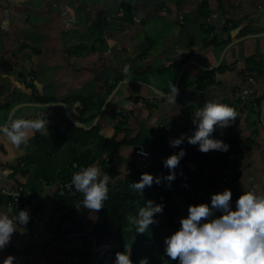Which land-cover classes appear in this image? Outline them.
<instances>
[{
	"label": "crops",
	"instance_id": "0c3cea01",
	"mask_svg": "<svg viewBox=\"0 0 264 264\" xmlns=\"http://www.w3.org/2000/svg\"><path fill=\"white\" fill-rule=\"evenodd\" d=\"M262 33L264 0H0V127L40 113L47 119V128L26 145L0 135V191L27 190L30 209L45 232L54 233L52 199L60 176L91 164L106 172L107 154H99L98 140L74 143V127H97L100 138L120 143L114 163L132 160L142 148L164 165L169 152L183 146L171 149L169 140L185 133L189 112L217 100L237 113L220 126L221 139L238 141L241 149L230 159L244 173L218 182L216 152L201 187L264 194V36L225 51L237 39ZM248 77L257 82L256 94L246 102L232 100V90L247 86ZM200 83L207 84L202 91ZM171 84L179 89L176 102L169 100ZM20 209L0 196V211L16 216ZM85 216L82 221L95 214ZM17 224L0 248V262L12 255L15 264H48L38 258L53 250L40 242L53 249L55 238L45 237L30 219ZM58 232L64 248L66 242L76 245L75 236Z\"/></svg>",
	"mask_w": 264,
	"mask_h": 264
},
{
	"label": "clouds",
	"instance_id": "9594fccd",
	"mask_svg": "<svg viewBox=\"0 0 264 264\" xmlns=\"http://www.w3.org/2000/svg\"><path fill=\"white\" fill-rule=\"evenodd\" d=\"M179 89L170 85L169 100L176 102ZM237 115L230 105L217 100H208L195 111L193 122L196 128L192 135L187 136L189 143L198 144L200 151H227L229 145L219 138L212 137L214 126H227ZM47 119L43 113L34 119L17 118L8 125L0 127V135L15 146L26 145L30 136L47 127ZM185 135L171 138L173 147L181 145ZM148 155L147 152H142ZM185 150L168 155L163 164L169 172L163 177L167 181L175 179L174 169ZM242 171V170H241ZM160 183L161 177L144 172L131 187L142 192L145 186L154 182ZM110 175L98 165L91 164L81 167L71 177V184L77 192L83 194L82 205L91 210H99L108 198ZM233 207L232 191L225 188L211 194L210 203L189 204L187 215L181 217L180 226L165 237V254L178 258V264H264V194L255 191H242L235 200ZM163 211V204L147 200L138 209L133 219L136 232L143 233L156 221L155 214ZM220 214L217 215L216 213ZM30 219L28 210L20 209L18 215L10 216L0 211V248L11 239V234L18 224H27ZM2 264H15V258L8 255ZM114 264H134L130 259V249L117 251ZM139 264H148V258H141Z\"/></svg>",
	"mask_w": 264,
	"mask_h": 264
},
{
	"label": "trees",
	"instance_id": "16d2710c",
	"mask_svg": "<svg viewBox=\"0 0 264 264\" xmlns=\"http://www.w3.org/2000/svg\"><path fill=\"white\" fill-rule=\"evenodd\" d=\"M220 68L219 66L218 69L220 70ZM206 85L200 83L198 90L202 91ZM194 111L196 109L189 112L191 120L185 126V140L182 143L183 146L180 147L185 150V155L180 159L179 167L176 166L174 169L175 179L170 182L163 179L169 169L160 164L158 157L152 158V165L145 171L140 170L139 167L137 168L136 161L133 159L121 160L120 158L117 163H114L116 152L121 148L120 143L114 141L113 138L102 139L98 134H96L98 139L93 138L92 132L97 131V127L90 131L74 127V131L79 133V136L75 135L73 137L72 141L74 143H81L85 146L91 139L98 140L97 149L99 154H107L102 163L106 167V172L110 175L109 194L104 201V206L99 210L87 209L83 205L79 207V209L85 208L87 211L94 212L93 220L82 221L84 215L79 214L77 203L79 200L82 201V193L79 192L74 197L53 195V212L57 216L54 221V233L52 234L55 235L56 231H59L58 234L62 233L64 236L71 238L75 236L76 240L73 241V244L76 245L69 246V250L66 249L68 255L77 257L74 264H94L98 253L92 251V238L98 246H110V249L101 255L97 264H106L109 259L115 258L117 251H124L127 248L130 249V259L134 264H139L140 259L144 257L148 258V264H178V258L172 259L165 254L164 240L166 236L180 226V219L187 215L189 204L208 202L205 199L207 191L201 187V181L211 158L216 152H219L221 164L218 170L220 175L218 182L226 176L229 168L234 170V175L228 176L229 178L234 177L237 180L238 175L241 173L238 171L235 160L230 159L231 155L238 153L241 149L236 139L228 138L226 143L229 148L227 151L209 150L203 152L199 150L198 144L188 142L187 136L192 135L196 128V124L195 126L191 125ZM120 125H123L122 121ZM116 130H119V128ZM222 134L220 126H214V131L211 133L212 137L221 139ZM250 142L251 140L248 138L244 141L246 145ZM180 148L169 153H175ZM87 153L89 154L90 151ZM74 172L71 170L61 175L58 181L71 180ZM144 172L151 173L154 178L160 176L161 182L156 183L154 179L151 186H145L142 192H139L131 187V183L138 181ZM147 200L162 203L163 211L155 214L157 222L151 224L145 232H136V224L130 217L135 218L138 209L144 206ZM63 224H67L68 227L63 229ZM51 227L52 225H48V228ZM62 253L65 252L62 251ZM63 262L65 263V261Z\"/></svg>",
	"mask_w": 264,
	"mask_h": 264
},
{
	"label": "built area",
	"instance_id": "2783aa9c",
	"mask_svg": "<svg viewBox=\"0 0 264 264\" xmlns=\"http://www.w3.org/2000/svg\"><path fill=\"white\" fill-rule=\"evenodd\" d=\"M212 16V15H211ZM213 17V16H212ZM181 18V17H180ZM32 79V77H31ZM256 86L257 82L254 78L248 77L247 78V86L245 87H238L234 88L231 92V99L239 102H246L247 100L251 99L256 94ZM195 118V111H194V117L192 118L191 125L195 126V123L193 122V119ZM184 134V133H182ZM185 135V134H184ZM171 149H176V147L170 146ZM142 152H147V150L138 149L136 152L135 159L140 162L139 169L140 170H148V168L152 165V156L150 152H147L148 155H143ZM241 173H244V170L241 171ZM226 175H234L233 168H229L226 172ZM226 181V178H222V183ZM55 194L58 196H77L79 192H77L74 188V186L71 184V180L69 181H58L55 184ZM0 195L8 196L12 199H14L17 203L21 204L22 209H26L29 212L30 220L38 226L40 229V232L50 239L58 238L57 235H54L52 233L48 234L45 232L44 227L40 224V218L39 215L35 212H33L30 209V197L29 192L23 188H17L13 191H0ZM79 198V197H78ZM82 206V201L79 200L77 203V208ZM81 209V208H80ZM79 209V211H80ZM110 249L109 245H102L98 246L96 245V241L92 238V251L94 253H98V257L96 258V261L94 264H97L101 255L108 251Z\"/></svg>",
	"mask_w": 264,
	"mask_h": 264
},
{
	"label": "rangeland",
	"instance_id": "374dc122",
	"mask_svg": "<svg viewBox=\"0 0 264 264\" xmlns=\"http://www.w3.org/2000/svg\"><path fill=\"white\" fill-rule=\"evenodd\" d=\"M172 25H175V24H170V26H172ZM222 68H220V70H221ZM217 71V70H216ZM160 76H162V74L161 75H159V77ZM136 81V80H135ZM165 100H167V99H165ZM177 117H178V114H176V119H177ZM97 134V131L95 130V131H93L92 132V137L93 138H96V139H98V136L96 135ZM93 140V139H92ZM95 140V139H94ZM140 149H142V148H140ZM137 150V149H136ZM143 150V149H142ZM135 152L132 154V156H134L135 157ZM132 156L130 157L131 159H133L132 158ZM215 156V158H217L218 159V155L217 154H215L214 155ZM105 158V157H104ZM213 158V157H212ZM135 160V159H134ZM162 161V160H161ZM210 162H211V160H210ZM121 164V163H120ZM219 164H220V162H219ZM161 165H162V163H161ZM163 166V165H162ZM161 166V167H162ZM238 171H240L239 169H238ZM207 172V171H206ZM214 171L212 170V173H213ZM230 186V185H229ZM225 188V187H224ZM226 188H228V189H230L231 191H232V201H233V203L235 202V200H236V198L239 196V194H241V190H238V189H236V188H234L233 190L231 189V187L229 188L228 186L226 187ZM206 191H207V193L205 194V197L207 198V199H210V197H211V194L212 193H215V192H218V191H221L220 189H218V187H215V186H213V185H210L209 187H206ZM81 215H86L85 217H89L90 216V214H92V212L91 211H87V209H82L81 211ZM93 217V216H92ZM40 222V224H42V222H41V220L39 221ZM67 225V224H66ZM66 225H64V228L65 227H67ZM48 234H50V233H48ZM56 240V239H55ZM55 240H53V249H50L49 248V244L48 245H45L44 243H45V241L43 240V241H41L40 242V247H44V249H49V250H53V251H51V255H49V256H47V255H45V256H43V257H39L38 258V260L40 259L41 260V263H44V262H46V263H48V264H61V263H63V264H74V262L76 261V259H77V257H74L73 255H68V253H66V249L67 250H69V244L68 243H66V248H64V245L63 244H60L61 242L57 239L56 241ZM65 241V240H64ZM62 251L63 252H65V253H62ZM70 254V253H69ZM67 255V256H66ZM1 257V256H0ZM3 257V256H2ZM29 260V259H28ZM114 260H115V258L114 259H109L107 262H106V264H114ZM24 261L25 262H27V260L26 259H24ZM63 261H65V263L63 262ZM0 264H2V261L0 262Z\"/></svg>",
	"mask_w": 264,
	"mask_h": 264
},
{
	"label": "water",
	"instance_id": "95a60500",
	"mask_svg": "<svg viewBox=\"0 0 264 264\" xmlns=\"http://www.w3.org/2000/svg\"><path fill=\"white\" fill-rule=\"evenodd\" d=\"M258 36H264V33H262V34H258V35H248V36H246V37H243V38H240V39H237V40H235V41H233L232 43H230L226 48H225V51H226V49H228L230 46H232V45H234V44H236V43H238V42H240L241 40H243V39H248V38H252V37H258ZM187 64H195L197 67H199V68H201V69H203V70H206L205 68H202L201 66H199L198 64H196V63H194V62H191V61H189ZM208 70V69H207ZM176 84H177V80H176ZM116 91V90H115ZM115 91L114 92H112L111 94H110V96L109 97H111L114 93H115ZM158 93V92H157ZM159 95H161L160 93H158ZM167 97V96H166ZM110 99V98H109ZM108 101V100H107ZM107 104V102H105V105ZM49 105V104H48ZM63 107H64V105H63ZM263 112H264V103L262 104V106H261V115H263ZM79 127L80 128H82V129H85V126H83V125H79Z\"/></svg>",
	"mask_w": 264,
	"mask_h": 264
}]
</instances>
